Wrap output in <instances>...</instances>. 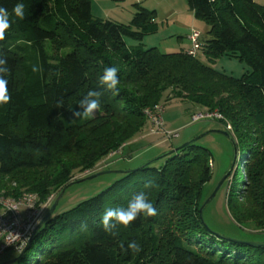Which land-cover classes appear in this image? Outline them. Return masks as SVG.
Returning <instances> with one entry per match:
<instances>
[{"label":"trees","instance_id":"16d2710c","mask_svg":"<svg viewBox=\"0 0 264 264\" xmlns=\"http://www.w3.org/2000/svg\"><path fill=\"white\" fill-rule=\"evenodd\" d=\"M186 1L208 28L209 37L200 34L195 54L184 48L171 53L142 48L144 36L157 29L156 11L137 3L125 24L93 17L91 0H22L25 18L13 16L0 41L11 95L0 105V177L10 176L16 185L5 196L33 192L44 200L57 188L59 193L84 180L87 176L70 181L75 171L92 170L149 130L147 108L162 105L165 111L167 103L179 101L191 121L195 114L217 111L222 117L214 120L230 125L226 131L232 134L235 159L222 183L227 181V208L240 229H247L248 218L264 225V5ZM17 2L0 0V6L11 12ZM127 38L138 45H128ZM199 53L209 63L221 56L237 58L250 69L240 77L227 75ZM32 65L42 71L34 73ZM110 66L119 69L118 94L99 85ZM89 90L103 93L100 110L92 119L74 118L72 111L80 110ZM168 151L147 165L125 168L105 190L52 214L25 249L15 248L20 253L10 264H264V246L245 242L255 241L251 236L243 231L219 237L204 221L207 205L204 222L200 218L211 178L207 149L193 142ZM149 180L156 186L146 189ZM141 191L149 194L157 214H141L128 227L118 226L116 236L105 232V210L126 208ZM131 241L139 244V252L121 250V242L127 249Z\"/></svg>","mask_w":264,"mask_h":264},{"label":"rangeland","instance_id":"374dc122","mask_svg":"<svg viewBox=\"0 0 264 264\" xmlns=\"http://www.w3.org/2000/svg\"><path fill=\"white\" fill-rule=\"evenodd\" d=\"M136 3L146 9L156 11L154 24L157 29L155 32L144 36L140 43L142 48L156 47L162 53H171L190 47L189 35L194 30L201 32V39L209 37L205 22L194 17L193 13L188 9L186 0H91V13L96 18L109 19L126 24L130 22L135 13ZM126 42L131 46L138 45L137 41L130 38H127ZM199 56L203 62L208 63L215 70L234 77H240L250 69L248 65L239 61L237 58L221 56L209 63L200 53ZM166 106V114L171 117L169 119V127L180 126V129L171 130L165 128L168 134L177 132L176 137L169 138L167 137L168 135L165 136L164 134H152L148 130L147 134L149 135L145 136L136 145L137 149L135 150L134 156L137 158L135 160L130 162L127 159L125 160L124 157L129 152L128 144L130 145L132 140L138 135L126 142L120 149L110 152L92 170L83 172L75 171L70 181L101 170L108 172L91 179L73 182L59 193L57 192L60 188H57L53 192L55 194L53 201H58L53 215L66 211L79 202L105 190L121 177L122 172L119 173L116 171L124 170L125 168L135 169L140 167L149 160L159 157L168 151L171 145L183 143V140L188 137H190L188 140H191L200 136L196 143L206 148L211 158V178L204 186L205 195L209 196L234 162L235 145L232 141V134L226 131L225 126L221 122L214 119H201L192 122L191 114L185 112L186 107L179 101H171ZM175 114H179V116ZM231 177L230 175L229 180ZM12 181L10 176L0 177V197H8L3 193L16 186ZM226 182L221 184L213 198L207 204L203 212L204 221L210 229L218 233L235 237L244 231L245 234L251 236L255 241L264 242V225L257 226L255 222H252L253 220L251 218H248L247 221L243 222L247 227L244 230L240 229L233 220L226 204V195L228 193ZM23 193L32 194L33 192ZM255 231L262 233H253V235L249 233ZM19 253L16 249L6 251L0 257V264L13 260Z\"/></svg>","mask_w":264,"mask_h":264},{"label":"clouds","instance_id":"9594fccd","mask_svg":"<svg viewBox=\"0 0 264 264\" xmlns=\"http://www.w3.org/2000/svg\"><path fill=\"white\" fill-rule=\"evenodd\" d=\"M23 20L25 18V5L22 0L18 2L11 9V12L0 6V41H4L6 38V32L12 25V17ZM0 105L8 104L11 100V95L8 89V79L6 78L10 74V69L7 66V54L0 50ZM32 71H42L39 65H32ZM119 69L115 66L106 67L103 75L99 77V85L102 88L112 90L114 94H118V85L120 83L118 76ZM102 92L96 90H89L87 95L79 102V109L72 111V116L78 119H92L96 113L100 110V97ZM63 101H59L56 105L57 108L62 107ZM155 182L149 180L144 187L151 189L155 187ZM141 214L145 217H153L157 214L156 208L149 200V194L141 191L132 196L129 200L127 207L108 208L102 215L101 225L105 232L112 236L118 235V226L128 227L133 221H135ZM86 228V225L84 226ZM122 251L131 250L132 252H139L140 246L136 241H131L125 249L123 242L120 243Z\"/></svg>","mask_w":264,"mask_h":264},{"label":"built area","instance_id":"2783aa9c","mask_svg":"<svg viewBox=\"0 0 264 264\" xmlns=\"http://www.w3.org/2000/svg\"><path fill=\"white\" fill-rule=\"evenodd\" d=\"M200 32L194 30L190 33L189 54H195V50L200 46ZM164 107L156 105L153 109L147 108L145 114L150 123L149 131L152 134H164L172 138L177 136V132L168 134L162 118ZM222 115L215 112L198 113L192 116V121L201 119H219ZM230 129V125L226 126ZM55 194H49L40 201L36 193H23L18 197H0V257L8 250L23 247L29 239L31 232L45 210L53 202Z\"/></svg>","mask_w":264,"mask_h":264},{"label":"water","instance_id":"95a60500","mask_svg":"<svg viewBox=\"0 0 264 264\" xmlns=\"http://www.w3.org/2000/svg\"><path fill=\"white\" fill-rule=\"evenodd\" d=\"M200 136H197V137H195V138H193V139H191V140H188V141H186V142H184V143H182V144H180L179 146H177V147H175V148H173V149H171V150H169L168 151V153H173V152H175V151H178L179 149H181V148H183V147H185V146H187V145H189V144H191V143H193V142H196L197 140H198V138H199ZM153 161V159L152 160H149L147 163H146V165L147 164H149V163H151ZM234 163V162H233ZM233 165V164H232ZM231 168H232V166H231ZM231 168H230V170H231ZM229 170V171H230ZM105 172H108V171H97V172H95V173H93V174H91V175H89V176H87L85 179H91V178H93V177H96L97 175H100V174H103V173H105ZM116 172H125L124 170H119V171H116ZM228 175V172L223 176V178L219 181V183L217 184V186L215 187V189L213 190V192L205 199V201L202 203V205L200 206V208H199V214H200V218H201V220H202V222H204L203 221V218H202V212H203V209L205 208V206L210 202V200L213 198V196L215 195V193L217 192V190L219 189V187L221 186V184L224 182V180L226 179V176ZM57 203H58V201L57 200H55V201H53L51 204H50V206L45 210V212L43 213V215L41 216V218L39 219V221L37 222V224H36V226L34 227V229H33V231L31 232V234H30V236H29V239H28V241H27V243L25 244V246H24V249L27 247V245H28V243L30 242V240L32 239V237H33V235L40 229V227L45 223V221L54 213V211H55V208H56V206H57ZM217 235L219 236V237H224L223 235H221V234H219V233H217ZM247 244H249V245H254V246H264V242H261V241H245ZM9 263H11V261H8V262H4V263H2V264H9Z\"/></svg>","mask_w":264,"mask_h":264},{"label":"crops","instance_id":"0c3cea01","mask_svg":"<svg viewBox=\"0 0 264 264\" xmlns=\"http://www.w3.org/2000/svg\"><path fill=\"white\" fill-rule=\"evenodd\" d=\"M256 3H258V4H261V5H264V0H254ZM189 9V8H188ZM187 49H189V47L188 48H186L185 50H187ZM166 112H167V106H166V109H165V111H164V113H163V119H164V121H165V126H166V128H168V129H171V130H178V128L180 129V126L179 127H173V128H170L169 126V119H171V117H170V115H167L166 114ZM182 114V113H181ZM176 116H179V114H175ZM147 135H149V134H147V132H145V133H143V134H140V135H138L137 137H135L133 140H132V142H131V144L129 145L128 144V150H129V152H127L126 153V156L124 157V159L126 160H128V161H133V160H135V158H137L136 156H134V154H135V150L137 149L136 148V145L145 137V136H147ZM190 137H188V138H185L184 140H183V142L184 141H186V140H188ZM126 147V146H125ZM142 147V146H141ZM17 250V249H16Z\"/></svg>","mask_w":264,"mask_h":264}]
</instances>
